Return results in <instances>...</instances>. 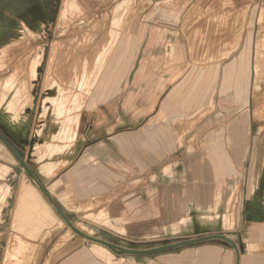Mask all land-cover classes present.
I'll return each mask as SVG.
<instances>
[{"label": "rangeland", "instance_id": "1", "mask_svg": "<svg viewBox=\"0 0 264 264\" xmlns=\"http://www.w3.org/2000/svg\"><path fill=\"white\" fill-rule=\"evenodd\" d=\"M160 1L104 0L99 6L95 0H0V167H8L0 172V264H58L80 248L111 264H174L173 253L194 242L170 245L215 233L231 238L238 250L222 238L195 243L226 245L236 252L233 261L238 264L245 244L242 208L254 196L264 195V173L259 169L264 157L237 155L253 149L251 115L241 110L248 97L236 93L232 79L235 75L236 86L239 80L242 87L243 78L237 75L244 72L241 60L234 71L229 69V81L227 69L237 53L215 61L233 47L227 39L230 25L219 32L202 31L199 60L191 0ZM225 3L234 6V0ZM86 15L96 16L95 21L81 23ZM237 36L233 31V42ZM116 45L131 50V65L123 85L103 87V77L109 84L115 79L116 67L109 61ZM74 47H79L77 52ZM87 47L99 48L88 57L81 50L88 52ZM249 60L252 105H258L260 60L257 54ZM99 81L108 99L101 105L105 112L88 114L101 101L91 95ZM21 117L26 120L18 127V140L7 119ZM49 124L55 132L66 130L63 139L51 137L54 143L69 145L52 173L46 172L47 159L41 157L49 140L38 135ZM223 155L235 172L229 179L216 173ZM26 182L41 197L27 211L44 217L41 231L27 233L14 225ZM190 186L207 195L223 191L219 213L230 214L233 225L213 223L199 232L160 233L168 218H180ZM79 230L132 250L159 249L129 253Z\"/></svg>", "mask_w": 264, "mask_h": 264}, {"label": "crops", "instance_id": "2", "mask_svg": "<svg viewBox=\"0 0 264 264\" xmlns=\"http://www.w3.org/2000/svg\"><path fill=\"white\" fill-rule=\"evenodd\" d=\"M164 1L166 0H161L160 2ZM225 1L230 2L231 0H191V25L194 34L195 54L199 52V60H201V48L204 44L201 40L202 31H204L205 33H211L213 31L219 32L220 30L227 29V26L230 25L231 34L227 39L233 47L232 49H230V51H228V53L221 54L219 57H217L215 61H218L219 63L223 58L231 57L232 55L237 53V57L235 58L236 62L230 64V67L227 69L226 79L229 81L232 76V74H230V71H234L236 64H238L240 60V63L242 64L241 67L243 68L242 70L244 71L242 76L240 74H237L241 78H243L241 88H239V80L236 86L235 75L234 77H232V79L234 82V89H236V93H239L241 91L243 97H248V101L245 103V105L242 106L243 108L241 110H245L249 113V115H251L249 125L251 127L250 132L252 133L251 136L253 149H251L250 146V148L244 155L240 153L237 155L240 158L264 157V0H234V6L226 4ZM95 5L103 6L104 0H100L99 3L95 0ZM183 13L184 12H182V14H179V16H175L180 17L181 19ZM249 13L251 14V22L247 24V17ZM101 16L99 17L102 18V22H105V16ZM84 17L85 19L81 20V23L85 24L94 22V19L96 18V16L92 15L91 17H88L87 15ZM233 31H235V34L238 35L237 39H235V42L232 41ZM183 32H185V30H183ZM117 34V32H114V35L112 37L115 38ZM122 36L127 37L126 34H122ZM182 40V43H185L186 40L184 36L182 37ZM225 45L227 46L230 44L227 43ZM126 47L122 45L115 46V50L112 54L113 56L109 61L110 64H113V66L116 67L113 69L115 79L109 84V82L104 81L105 78L103 77V87L106 85L120 86L124 84L123 75L126 76L127 71L131 65V63L127 61L128 55L131 53V50ZM98 48L99 47H87L88 52L84 51L85 49L83 48L81 50L82 54H86V56L91 57L97 52L96 50ZM186 48L187 46H185V49ZM78 49L79 47H74L73 52H77ZM109 51L110 48H108V51H106V54L103 57V60H101L99 64H103ZM255 54L258 55V59L260 60L258 69L260 78L258 86V94L260 97L258 98L260 100V104L258 105H252V96L250 93L252 66L249 59L251 55L253 59ZM237 78L239 77L237 76ZM102 82L99 81V83L97 84V89H93V93H91V95H94L93 97H95V99L100 97L101 101L98 102L99 104H97L96 109L93 110L94 107L91 106L88 114H94V111H96L97 113L105 112L103 106L101 105L102 103H107L108 99H106V96L102 94L104 89L103 87L100 88ZM164 83H166L165 78H163V84ZM228 90L229 89L227 88V92ZM225 91L226 86H224V88L222 89L223 94L227 93H225ZM117 94L118 93L116 92L114 95L115 100H117ZM93 97H91V99L89 100L91 101V104H93ZM68 119L69 121H73L72 118ZM25 120L26 117L7 119L14 137H16V139L18 140H21L19 138L18 127L23 122H25ZM65 133L66 130L64 129L58 130V132L53 131L52 124L40 128V130L38 131L39 137L41 136L50 141H47V146L43 153H41V157L47 159L44 164V168L47 173H52L54 171L55 167H57L59 162L63 159L67 149L69 148V145L54 143L51 137H54V140L58 138L63 139L65 138L63 137L65 136ZM259 142H262L261 147H259ZM218 144L224 145L225 142L223 141L222 143ZM222 148L221 152L223 151ZM226 159L227 156L223 155L222 161L220 163H217L216 173L218 174V177L221 176V178L225 177L229 179L233 177V175H235V172ZM248 169H250L249 174L254 173L253 170L255 169L253 166H249ZM259 169H262L261 171L264 173V165L259 166ZM7 170V166L0 167V172L2 173ZM241 174H244V172H242ZM262 178L264 179V176ZM241 183L242 177L237 178V181L235 182V185L233 187L234 191L237 190L236 185L239 187ZM262 183H264V181H261L260 185ZM22 194V213L18 219L17 228L19 230L26 231L27 233L39 230L41 231L43 226L42 222L45 220L44 217L40 216L39 214L37 215V212H27L30 209L31 203L35 202V199H41V197H38L35 186L33 184H26ZM222 196L223 191H212L211 193H208V195L205 194L204 190H199V193H195V189L193 188V186H190V189H188L183 200L181 201V209L179 211L180 218L177 220V222H174L173 219L168 218L165 221L166 228L160 231V233L165 234L171 232L174 234H180L183 232H188L190 230L199 232L200 230L202 231L203 229H205L206 226H209V224L213 223H220L221 225L227 227L232 226L233 221L231 215L228 213H225L224 215L219 213L223 204ZM42 205L44 204L42 203ZM42 205L40 208H42ZM45 207L50 208L48 202H45ZM242 213L243 229L241 230V237L245 244L243 245V249L241 250L240 264H264V195L260 197L254 196L253 198H251L250 202L246 204L244 208H242ZM47 214L49 213L47 212ZM101 216L106 217L107 213L103 212ZM48 224L49 223L46 222V226ZM100 247L101 251L109 252L106 247ZM235 253L236 252L233 249L229 248L226 245H219L208 241L198 243L194 242V244L189 246L188 249H181L174 252L172 255V261L174 262V264H235V262L233 261ZM52 258L53 255H51L50 259ZM59 262L60 263L58 264L112 263L110 260H106L103 257L95 258L90 256L89 254H87V250L85 248H80L75 254L71 255L70 257L61 259V261Z\"/></svg>", "mask_w": 264, "mask_h": 264}, {"label": "water", "instance_id": "3", "mask_svg": "<svg viewBox=\"0 0 264 264\" xmlns=\"http://www.w3.org/2000/svg\"><path fill=\"white\" fill-rule=\"evenodd\" d=\"M2 136V134H1V132H0V137ZM24 165L26 166V168L30 171V169L28 168V165L26 164V163H24ZM36 181H38V180H36ZM42 189L44 190V192H45V188L44 187H42ZM79 232L82 234V235H84V236H86L87 238H90V239H92V240H95V241H100V242H102V243H104V244H106V245H108V246H112V247H114V248H119V249H121V250H123V251H126V252H129V253H140V254H145V253H150V252H152V250H155V249H159V248H153L152 250H136V249H134V250H132V249H128V248H125V247H123V246H119V245H113V244H111V243H108V242H106V241H104V240H102V239H99V238H94V237H92V236H90V235H88V234H86V233H84V232H82V231H80L79 230ZM208 238H222V239H227L228 241H230L231 243H233L235 246H236V248H237V250H238V245H237V243H235L231 238H229L228 236H223V235H221V234H218V233H215V234H209V235H206V237H199V238H195V239H190V240H188V241H183V242H178V243H175V244H172V245H170V246H180V245H185V244H188V242H197V241H204V240H207ZM170 246H167V247H164V248H168V247H170ZM237 261H238V264H240V252H238V258H237Z\"/></svg>", "mask_w": 264, "mask_h": 264}, {"label": "bare ground", "instance_id": "4", "mask_svg": "<svg viewBox=\"0 0 264 264\" xmlns=\"http://www.w3.org/2000/svg\"><path fill=\"white\" fill-rule=\"evenodd\" d=\"M26 184H31L30 182H26L24 185H23V188H22V191H21V197H20V201H19V204H18V206H17V208H16V214H15V218H14V225L17 227V225H18V219H19V217H20V215H21V202H22V199H23V190H24V188H25V185Z\"/></svg>", "mask_w": 264, "mask_h": 264}]
</instances>
